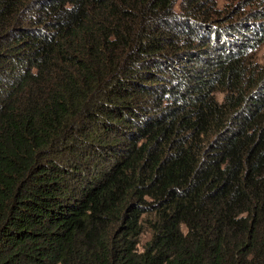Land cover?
<instances>
[{"label":"trees","instance_id":"trees-1","mask_svg":"<svg viewBox=\"0 0 264 264\" xmlns=\"http://www.w3.org/2000/svg\"><path fill=\"white\" fill-rule=\"evenodd\" d=\"M263 49L264 0H0V264H264Z\"/></svg>","mask_w":264,"mask_h":264},{"label":"rangeland","instance_id":"rangeland-1","mask_svg":"<svg viewBox=\"0 0 264 264\" xmlns=\"http://www.w3.org/2000/svg\"><path fill=\"white\" fill-rule=\"evenodd\" d=\"M239 2V0H220L221 5H228L229 7L237 4ZM259 59L260 61L263 60L264 58V49L259 53ZM220 100H221V96H219ZM150 238V234L146 233L143 235L142 237V241H141V247L140 250H142V247L144 246V244L149 240Z\"/></svg>","mask_w":264,"mask_h":264}]
</instances>
